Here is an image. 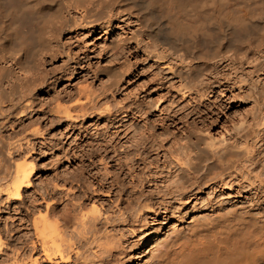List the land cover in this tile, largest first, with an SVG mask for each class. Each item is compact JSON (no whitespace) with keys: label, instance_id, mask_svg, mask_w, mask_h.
I'll list each match as a JSON object with an SVG mask.
<instances>
[{"label":"bare ground","instance_id":"bare-ground-1","mask_svg":"<svg viewBox=\"0 0 264 264\" xmlns=\"http://www.w3.org/2000/svg\"><path fill=\"white\" fill-rule=\"evenodd\" d=\"M219 2L220 0H0V104L2 105L3 102H7L12 108L13 106L16 107L18 104V108H20L23 106L25 107L23 103L28 104L29 100H31L32 103L36 95L33 96L32 93L42 90V88H40L41 86L37 89V83H45L49 79L47 78L46 70L43 68V62L49 61L50 63V61H56L62 54L70 56L69 51L63 47L64 45H62V42L59 40V35L63 30L74 32L79 28H95L96 26H100L102 31L106 33L110 21L117 18L116 16L118 13L123 12L133 14L136 20L142 24L144 23L143 28L146 30L145 35L150 39L156 40L163 51H169L168 53L174 55L175 59L170 60H174V63L170 62L168 69L178 80L179 85L183 87L182 91L180 89L182 94L184 93V95H186V89L193 85V83L194 87H202L203 81L201 79L203 75H208L206 73H212V75L217 74L212 83H216L218 88L230 85L233 80L239 76L237 74L233 75L228 71H223V67L225 66L222 65L220 68L221 64L228 62V65L231 67L236 64L241 65L253 59L256 53V50L253 49L264 47V3L254 12L247 9L242 11L241 9H237V12H233V14L231 11L221 12L218 9ZM162 18L170 20L171 22L165 24V26H161ZM47 23H49L51 27L49 36H46L44 33L46 28L44 26H46L45 24ZM34 24L39 25L37 26L39 30L36 34L32 32L34 30L31 29ZM139 30L140 29L137 30L138 33L134 32L131 35L130 39H132V41L137 42V35L140 33L142 34V31L139 32ZM117 44L118 43L115 41H109L105 46L106 48H110L115 47ZM89 55L85 54L81 58L77 57L78 59L73 61L77 68L72 66L65 72L71 79L77 77L80 71H82L81 73L85 72L84 86H80L81 88L74 87L75 89L77 88V91H75L77 92L75 99L73 98L74 96L72 97V95H70V91L72 90H70L68 96H66L74 99L71 101V106L66 107L63 103L65 108H61V102H63L62 100L64 99L62 95L60 96L62 93L50 95H54L52 99H54L56 104H54L56 108L53 112L63 115L62 117L65 120L69 121L72 118L77 120L79 117V115L76 114L77 112H80L81 116L90 117V112L97 109L96 106L98 102L103 99L107 100L108 98L106 97H108V93L110 95V93L116 92L118 89L120 90V86L130 70V65H128L129 58H126L123 62L121 60V63L118 62L119 64L114 65L113 61L110 62L111 60L106 61L102 65H99L97 62L96 65L92 62L96 67L91 69L93 71L89 74L91 70L88 66L92 59V56ZM97 56L98 55H95V57ZM63 64L62 62L61 65ZM85 65L89 68L88 71L82 69ZM56 69L57 68H55V71ZM252 70L253 72L262 73L264 71V58L262 60H257ZM60 74L59 77L57 76L55 78V81L58 82L64 79L66 74ZM82 75L83 74H81V76ZM83 79L84 78H82V80ZM94 79L101 80L99 88L94 86ZM212 85H208V87L210 88ZM200 94L203 95V93ZM47 100L49 101V99ZM150 106L151 107L147 108L152 110L153 107L156 109L158 102L156 101ZM54 107L52 108L54 109ZM4 108L2 109L5 112L9 107L6 109ZM23 108L19 113L20 119L18 125L20 127L40 124L38 117L32 116L26 118L23 112L26 109ZM29 108L27 107V110ZM108 108H106V111ZM120 108L123 107L121 106ZM130 108L131 107H129V110ZM70 109H72V113H74L75 116L71 115ZM73 109H76L77 112H73ZM102 109L99 108L97 111H102ZM206 109L209 110L207 107ZM112 110L109 109L110 112ZM101 111H99V113L103 112ZM113 111H115V109ZM133 111H136L132 112V114L136 116V113L140 110L134 109ZM142 111L143 110L140 112L142 113ZM4 112L0 109V115H2V117L5 118V116H9ZM39 113L41 114L42 110L39 111ZM59 114L57 116H59ZM24 117L26 119L23 121ZM41 118L40 116V119ZM148 123L149 122H145V124ZM73 124L75 123L73 122ZM149 128L152 129L153 127ZM115 132H113V134L116 135ZM185 132L186 133H183L182 143H179V141L181 142L179 138V149H173L176 146L173 148L171 146L174 153L177 149L179 151L176 152V154L179 155V157L176 155L178 158H175V155H173L177 160V167L175 166L172 172H168L169 174L167 176H163V174L161 175L159 173V175H155L156 177L154 176L155 178L153 179L150 177L155 183L153 185L155 187V190H153L155 194H152L153 192L150 193L151 190L149 192L148 188L147 194L145 191V194L148 196L144 195V192L137 194L139 195L138 198L134 196L135 199L137 198L136 200L134 199V201L137 203L138 207H134L136 210H134L133 213L131 212V210L134 209H132L133 206L127 213L116 206L117 210L119 209V214H117L116 219L111 217L113 213L111 212L112 214L110 215L108 206L107 208L105 207L106 205L104 206V200H102L104 196L102 197L95 194L98 188L106 185V181H108L101 178V176V179L97 177V187L91 186L94 188L88 187L92 185L87 184L92 183L90 180L86 183L87 179H89L87 177L90 175H87V177H83L86 175H77V177H73L74 179L70 181H77H75L77 183V185L75 184L77 186L76 189L75 186L72 188L66 187V180L63 181V184L60 182L59 184H52V187H50L49 184H51L52 177L50 179L46 177V181L41 180L42 187H40L41 190L38 191L39 193L25 194L26 189L31 188L33 184L31 180L34 175V164L30 161L26 163L27 161L25 160L18 163L13 162L11 148L9 147L11 142L6 144L0 137V157L4 164L2 169L0 167V174H3V178L0 179L6 181L5 184H0V194H5V201L22 200L24 205L22 209H14L18 214L17 218H15V220L18 221L17 226L23 229L20 237L24 245V253L23 257L21 255L19 259L14 257L11 264H113L115 262L113 261L115 258V251L120 246L118 237L116 238L114 233L112 234L110 232L111 227H113L111 225H113L112 223H114L115 220H118V222L119 220H123L122 222L131 220L134 223L136 222V224H141L143 223L142 221H145L144 213L148 210H153L155 217L161 215L157 213L156 210L164 209L162 212H166L168 209L171 210L172 205H170V203L172 200L186 203L187 199L196 196L195 194L198 195L202 193L203 189H217V192L219 189H222L220 190L221 193H219L228 196L229 193L233 191L238 192L243 190V187L247 188L248 186L254 189V193L253 195L251 194L252 196L249 199L250 204L247 206L237 207L233 204L230 206H223L221 200L215 199L213 202V200L207 199L209 201H206L204 205H206L209 210L212 208V211H209L210 213L208 214L203 213L204 215L202 214L199 217L194 215L186 223V226H181V228L176 227V230H173L174 232L172 231L173 237L165 241V247L160 253L155 255L156 258H154L157 259L155 264H264V211H256V209L258 210L259 208H255V205L259 207L264 204V178L252 172L256 168H252L253 170L250 168V166L256 165L257 162L254 163L251 154V158L244 155L245 153L247 154V149L242 151L244 153H241V149L243 148H238L236 140H231L229 138L230 140L227 141L224 139L216 141L209 137L208 141L206 138L204 139L203 133L200 135L197 133L198 131L195 133L189 131ZM151 135L148 136L150 137ZM107 137L109 138V136H106V138ZM111 137L113 139V136ZM101 140H103V138ZM105 142L106 141L103 143L105 144ZM98 143H102V141ZM22 145L20 146L19 144V149L17 148L16 152L18 150L24 151L28 149H24L26 148L24 145L22 148ZM33 145L34 144L28 149L30 153L34 152ZM25 146H28V144ZM97 148L95 149L97 150ZM110 148L113 149V147ZM237 148L239 150H237ZM113 150L115 151V149ZM164 153L165 152H163V156L165 155ZM23 155H25V153ZM168 155L171 154L169 153ZM242 156H244V158H242ZM165 159L164 157V160ZM257 160L258 159L255 161ZM173 164H175V162H173ZM170 167L172 168L173 166ZM168 168L169 166L167 169ZM259 168L262 170L264 167L262 165L261 167L259 166ZM131 169L132 168L129 170ZM242 170L251 171L250 173L252 175H250L253 176L254 174L255 178L253 179L255 180H251L252 178L249 179L250 176L245 178L244 171ZM130 172H132V170ZM246 172L248 173V171ZM148 175L151 176L149 173ZM107 176L108 175L105 177ZM110 177L112 178V176ZM114 177L115 176H113V178ZM132 178L134 177L132 176ZM85 183L88 186H86ZM113 183L115 184L114 181L112 184ZM158 183L162 186H158ZM109 187L110 191H108L107 195H111L113 194V190H117V188L115 189L114 187L111 191L113 186L110 185ZM90 189H92V191H90ZM136 192L138 193V190ZM117 200L120 201L121 204H125L121 199L118 198ZM202 200L204 201V199ZM115 203L116 202H114V204ZM126 203L129 206L128 201H126ZM109 209L111 210V208ZM173 210H171V214ZM141 211L143 212L141 213ZM171 228L172 227H170V229ZM11 231H13V228L7 225L0 227V253L1 246L3 245V236L5 233H10L8 234L10 236ZM131 231H133V229ZM116 264H123V261H116Z\"/></svg>","mask_w":264,"mask_h":264},{"label":"rangeland","instance_id":"rangeland-1","mask_svg":"<svg viewBox=\"0 0 264 264\" xmlns=\"http://www.w3.org/2000/svg\"><path fill=\"white\" fill-rule=\"evenodd\" d=\"M262 3H264V0H220L218 9L221 12L231 11L232 13L237 12V9H241V11L247 9L254 12L255 10L260 8ZM116 17L117 18H114L110 21V25L107 27L106 33L102 31L100 26H96L95 28H79L74 31L75 33L73 31L63 30L59 35V40L62 42V45H64L63 47L66 48L67 51H69L70 56H65L64 54H62L56 59V61H50V63L49 61H45L46 63L43 62L42 65H44V67H42L44 68V70H46L47 78L49 79L45 83L40 84L39 82L40 85L37 83V89L41 86L40 88H42V90L35 91L36 93L31 92L33 96L36 94L34 96V99L32 100V103L31 100H29L28 104L23 103V105H25V107L23 106L24 108L20 107L22 106L20 104V108H18V104L16 105V107L13 106V108L7 102H3L2 105L0 104V109L2 110V112H4V110L2 109L4 107H9L10 109L12 108L11 110L8 108L4 112L9 116H5L4 118L2 117V115H0V137L6 144H9L11 142L9 147L11 148L12 152V161L18 163L25 160L27 161L26 163H29L30 161L34 164V175L31 180L33 184L31 188L26 189L25 194H34L40 191V187H42L41 180H45L46 177L47 179H50L52 177L51 184H49L50 187H52V184H59L60 182L61 184H63V181L66 180V187L72 188L75 186L76 189L77 181L73 180V182L70 180L77 177V175H86L83 177H87V175L91 176L87 177L89 179H87L86 183L90 180L92 183L87 184L92 185L88 186L85 183L89 188L97 187V177L100 178L101 176V178H103L104 180H108L106 181V185H109L101 186L100 188H98V191L95 194L102 197L104 196V198H102V200H104V206L106 205V208L108 206L110 215L112 213L114 214V216L112 214L111 217H114V219H116L117 214H119V209H123V211L127 213L131 210L130 208L132 206V209L134 207H138L137 203L134 201V196L137 198L139 196L137 194L144 192L143 194L146 195L148 192V188L149 192L151 190L150 193L153 192L152 194H155L153 191L155 190V187L153 186L155 183L151 179L155 178L157 175H159V173L161 175L163 174V176H167L169 174L168 172H172V169L175 166L177 167V160L175 158L178 154H176V152H179L178 144L182 143V137L184 135L183 133H186L185 131H189L192 133L198 131L197 133L200 135H202L203 133L204 139L206 138L208 141L209 137L210 139L213 138L216 141H218L219 139H224L225 141L230 139L236 140L238 148H243L241 149V153H244L242 151H245V149H247V154L245 153L244 155L249 156V158L252 157L254 163L257 162L256 165H253L254 167L250 166L251 169L256 168L254 170L252 169V172H254L255 175L258 174L260 177L262 176V178H264V168L262 170L261 168H259V166L261 167L262 165L264 167V71L262 73H257L253 72L252 70L253 65L257 63V60H262L264 58V47L253 49L256 50L253 59H250L249 61L241 65L236 64L231 67L228 65V62H224L223 64H221L220 68L222 67V65L225 66L223 67V71H228L233 75L237 74L239 76L238 78L234 79L230 85L223 87L221 86L218 88L216 83H212L214 77L217 74L212 75V73H206L208 74V77L203 75V78L201 79L204 86L202 85V87L200 86V88H197L194 87L193 83V85L188 87L189 91L188 89H186L187 92H185L186 95H184V93L182 94L181 92L183 87L179 85L178 80L171 74V71L168 69L169 63H174V60L170 61L171 59H175L174 55L168 53L169 51H163L162 47L156 40L148 38V36L145 35L146 30H144L143 28L144 23L142 24L138 20H136L133 14L123 12L118 13ZM164 19L162 18L161 26H165V24H169L171 22L170 20ZM45 25L46 26L44 27L46 28L44 30V33L46 36H49V34L51 33L50 24L47 23ZM37 26L39 25L34 24L33 28H31L32 30H34L32 32H34L35 34L39 30ZM138 29H140L139 32L142 31V34L140 33L139 35H137V42L132 41V39H130L131 35L134 32H137ZM75 39L77 40V42ZM109 41H115L118 44L115 47L106 48L105 45L108 44ZM85 54H91L89 56H92L91 63L88 66L90 70L96 67L93 63H95L96 65L97 63L99 65H102L106 61L111 60L110 62L113 61L114 65L119 64L118 62L121 63V60L123 62L126 58H129L128 65H130V70L128 69V77H125L124 82L121 84L122 87L120 86V90L118 89L116 92L114 91L110 93V95L108 93V97H106L108 98L107 100L103 99L98 102L99 106H96L97 109L94 108L96 110H91L94 114L90 112V117H84L81 116L80 112H77L76 109H73V112L76 111L77 113H75L79 115V117L77 118V120L72 118L73 121L72 119H70L71 121H68L62 117L63 115L57 112H53L55 111L56 107H54L55 101L54 99H52V97H54V95L56 94L62 93L60 94V96L62 95L64 99L62 100L63 102H61V108H65L64 106H71V101H73L76 97V89L78 87L81 88L82 86H84L83 84H85V72L81 73L82 71H80L77 77H75L74 79L69 78V76L65 72L69 70V67L73 66L77 68L74 65L73 61L77 60V57H83ZM95 55L98 56L95 57ZM62 62L64 63L63 65H61ZM88 67L87 65H85V67H83L82 69L88 71ZM55 68L59 69H56L55 71ZM92 71L93 70H91V72L89 71V74H91ZM60 73H64L66 75L64 79L57 82L55 81V78L57 76L59 77L61 75ZM81 74H83V77L81 76ZM82 78L84 79L82 80ZM100 85L101 80L94 79V86L96 88H99ZM208 85L212 86H210L209 88ZM75 86L77 87L76 89L74 88ZM64 90L66 92V95ZM69 91L70 95H72V97L74 96V99L72 97V99L66 97L68 96ZM200 93H203V95ZM52 94L54 95L50 96ZM45 99H49V101L47 100L48 103ZM156 101L158 102V106L156 107V109H154L153 107L152 110L150 108H147L151 107L150 105H152V103H155ZM105 106L106 108L109 107L107 111ZM121 106L123 108H120ZM127 106L131 107L130 110ZM27 107L30 108L27 110ZM52 107H54V109ZM206 107L209 110H207ZM22 108L29 111H23L26 118L32 116L38 117L40 120V124H33L31 126L28 125V127H20L18 125L20 119L19 113L22 111ZM99 108H103L107 113L103 109L102 111L104 113L101 110L99 111H101L102 113H99V111H97ZM109 109H115V111L112 110L110 112ZM134 109L143 111L142 113L140 111L137 112L135 116V114H132V112H136L133 111ZM41 110L42 113L40 114L39 111ZM70 111L71 115L75 116V114L72 113V109H70ZM56 113L57 115L59 114V116H57ZM112 113L116 117H114ZM137 114L142 116H139ZM39 115L42 117L41 119ZM25 117L23 118V121L26 119ZM73 122L75 124H73ZM145 122L149 123L145 124ZM8 125L11 126L9 127ZM135 126L137 129L135 128ZM149 127L153 128L151 129ZM113 132H115L116 135L113 134ZM117 133H119L120 135ZM110 135L113 136V139ZM114 135L117 137H115ZM148 135L151 136L149 137ZM106 136H109V138H106ZM102 138L103 140H101ZM179 138L181 139V142L179 141ZM101 141L102 143H98ZM104 141L108 143L105 142L104 144ZM19 144L20 146L23 144L24 147H26L24 149H30L32 144H34V152L30 153V150L28 149L24 150L25 152L22 150H18L19 152H16V149H19ZM27 144L28 146H25ZM171 146L172 148L176 146L173 149L178 148L177 150H175V153L172 150ZM110 147H113L115 151ZM95 148H97V150ZM238 148L237 150H239ZM163 152H165L164 156ZM171 152L174 154H172ZM24 153L25 155H23ZM169 153L171 155H168ZM173 155H175V158ZM164 157L166 158L165 160ZM242 158H244V156H242ZM256 159H258L259 162L258 160L255 161ZM173 162H175V164H173ZM3 166L4 164L1 160V169ZM168 166L169 168L167 169ZM170 166L173 167L171 168ZM130 168H132L131 170L133 173L130 172ZM249 170H242L245 174L244 177L248 178V176H250L249 179L252 178L251 180H255L253 179L255 178L254 174L253 176H251L252 174ZM246 171H248V173ZM148 173L151 176H149ZM106 175L108 176L105 177ZM110 176H112V178ZM113 176L115 177L113 178ZM132 176L134 178H132ZM61 177L65 178H63L62 180ZM150 177L152 178L150 179ZM0 178H3V174H0ZM1 179L0 184H5L6 181ZM112 180L115 182V184H112ZM142 183H144L145 185ZM244 183L248 184L247 182ZM110 185L113 186L111 191L114 189V187L118 190H113L114 195H107L108 191H110ZM157 185L162 186L159 183ZM137 190L138 193L136 192ZM220 190L222 189H219L218 192L217 189H203L202 193H199L198 195L195 194L196 196L187 199L186 203L172 200L170 203V205H172L171 210L174 209L172 211V214L170 213L171 210L169 209L166 210V212L163 211L164 213L162 212V210L164 209H160L156 210V212L160 213L161 215L155 217L153 210H148L146 213H144L145 221H142L143 223L141 224H136V222L134 223L131 220L126 222H122L123 220H119V222L118 220H115L114 223H112L113 225H111L113 227L110 226L111 229L110 227L109 229L111 230L110 232L112 234L114 233V236H116V238L118 237L120 246L115 251V258L113 260L115 262L113 264H116V261L119 260L123 261V264H155L157 262V259H155V255L160 253V251L165 247V241H168L173 237V232L176 230V227L181 228V226H186V223L194 215L199 217L203 213L208 214L210 213L209 211H212V208H210L209 210L207 209L206 205H204L206 201L213 200L214 202L216 199L221 200L223 206H230L233 204L237 207H241L250 204L249 199L254 193V189H252L251 186H248L247 188L243 187V190H240L238 192L233 191L229 193V195L227 194L228 196L221 195ZM90 191H92V189H90ZM128 197H131L132 201L131 198ZM5 198V194H0V227H4L5 225H7L13 228V231H11L10 236L8 235L10 233H5L2 238L3 245L1 246L0 264H11V261L14 259V257H17L19 259L21 258V255L23 257L24 253V245L22 244V238L20 237L23 229L17 226L18 221L15 220V218H17L18 214L14 211V209L16 208L22 209V206L24 205L22 200L8 202L4 200ZM118 198L121 200L124 198L122 201L125 202L126 205L124 203L121 204L120 201L117 200ZM202 199H204V201ZM125 200L128 201L129 206ZM114 202L116 203L114 204ZM116 206L119 207L118 210ZM109 208H111V210ZM135 208L131 210L132 213L134 210H136ZM255 208H259L258 210L256 209V211H264V204L259 207L258 205H255ZM142 212L143 211H141V213ZM178 219L182 221H179ZM170 227L172 228L170 229ZM132 229L133 231H131Z\"/></svg>","mask_w":264,"mask_h":264}]
</instances>
